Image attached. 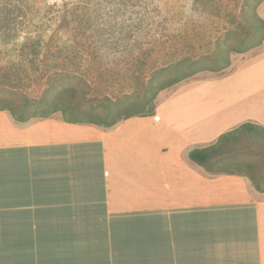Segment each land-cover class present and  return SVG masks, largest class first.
<instances>
[{
	"label": "crops",
	"instance_id": "0c3cea01",
	"mask_svg": "<svg viewBox=\"0 0 264 264\" xmlns=\"http://www.w3.org/2000/svg\"><path fill=\"white\" fill-rule=\"evenodd\" d=\"M188 96L109 127L0 108V264H264L262 171L221 141L264 128V55Z\"/></svg>",
	"mask_w": 264,
	"mask_h": 264
},
{
	"label": "rangeland",
	"instance_id": "374dc122",
	"mask_svg": "<svg viewBox=\"0 0 264 264\" xmlns=\"http://www.w3.org/2000/svg\"><path fill=\"white\" fill-rule=\"evenodd\" d=\"M245 0H0V108L74 87L86 111L140 100L150 82L174 78L184 59L213 67L217 43L239 30ZM264 19V1L258 7ZM237 43V38L232 37ZM264 55V43L233 52L220 72L203 71L162 91L153 105L189 109L188 93ZM167 69L166 72L164 70ZM68 97V95H65ZM245 159L264 173V149Z\"/></svg>",
	"mask_w": 264,
	"mask_h": 264
},
{
	"label": "trees",
	"instance_id": "16d2710c",
	"mask_svg": "<svg viewBox=\"0 0 264 264\" xmlns=\"http://www.w3.org/2000/svg\"><path fill=\"white\" fill-rule=\"evenodd\" d=\"M263 1L245 0L242 8V22L238 26L240 29L228 33L224 39L217 43L214 55L210 58L214 63L213 67L203 65L202 59H184L173 67L176 74L174 78L169 80L155 78L150 82L140 100L132 102L130 98H127L122 104L111 102L110 105L105 106L104 116L98 114L95 109L86 111L81 103H74L78 92L73 86L61 90L54 88L48 92L46 90L39 100H27L21 105L7 102L2 108H8L14 112L18 109H34L36 113L43 114V116L60 110L69 121L95 123L105 127L112 126L118 121L132 116L152 113L155 110L154 100L160 91L203 71H223L231 65V54L233 52L244 53L264 43V19L259 16L257 11ZM233 36L237 38V43L232 42ZM166 71L167 69L164 70V72ZM65 95H68L69 98ZM241 138L255 144L264 145V128L253 124H245L223 136L221 141L231 140L233 144L237 145ZM219 155H221L220 146L217 144L205 149H195L191 151L189 156L194 162L211 171L213 166L210 163L211 159ZM248 169L253 184H258L264 180V173L254 175L257 170L256 167L249 165Z\"/></svg>",
	"mask_w": 264,
	"mask_h": 264
}]
</instances>
